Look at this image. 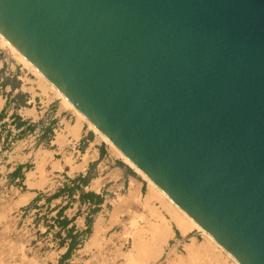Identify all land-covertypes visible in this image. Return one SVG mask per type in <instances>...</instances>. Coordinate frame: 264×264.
Masks as SVG:
<instances>
[{
    "label": "water",
    "instance_id": "obj_1",
    "mask_svg": "<svg viewBox=\"0 0 264 264\" xmlns=\"http://www.w3.org/2000/svg\"><path fill=\"white\" fill-rule=\"evenodd\" d=\"M0 33L242 264H264V0H0Z\"/></svg>",
    "mask_w": 264,
    "mask_h": 264
},
{
    "label": "rangeland",
    "instance_id": "obj_2",
    "mask_svg": "<svg viewBox=\"0 0 264 264\" xmlns=\"http://www.w3.org/2000/svg\"><path fill=\"white\" fill-rule=\"evenodd\" d=\"M6 80L12 85L17 83L21 85L22 92L20 91L15 96L18 97L16 101L19 107L18 112L23 113L27 108L34 106H44L47 112L36 123H31L35 124L34 127L10 135L11 138L2 150H9L12 146L19 150L27 146L25 151L34 148L36 155L33 157L35 162L32 166L34 170H40L50 164L48 153L45 150L47 146L40 147V145L47 143L50 139L64 143L67 138V129L70 128L69 124L75 121L81 124L86 123L61 102L49 86L42 84L36 73L26 66L18 55L8 50L0 40V85ZM6 123H9V120ZM86 126L88 127L87 124ZM71 134L76 136L75 132ZM97 136L103 140L102 137ZM111 149L119 157L114 148L111 147ZM3 174L4 171H1L0 264H56V254L51 251V246L48 244L51 241L43 240L48 235L44 226L52 224L51 221L44 220V216H39L38 213H30V210L34 208L21 207L23 204L21 193L11 190ZM134 174L138 181L143 183L142 191L133 185L129 189L123 188L121 193L111 198V203L104 206L103 211L94 212L91 223L96 221L97 229L95 227V230L98 231L99 237L96 240L93 238L97 232L94 230V234L89 236L90 240L76 252L74 264L121 263L120 260L110 261V259L104 263L101 255L105 252V248L108 246L114 250L115 247V249H120V253L125 254L132 247V239L139 234L150 242L152 240L156 242L155 226L161 223L163 217L169 220L174 234L168 238L162 255L151 264H235L224 252L209 243L203 234L197 231L189 235L181 234L171 219L174 214L173 208L162 198L156 196L151 205H148L144 198L149 192V183L135 172ZM42 222L45 225L38 227V224ZM99 228L102 229L101 232ZM50 232L54 239L58 236L57 232H52V230ZM190 245L197 247L195 252L189 251ZM109 255L108 258L113 256L110 253Z\"/></svg>",
    "mask_w": 264,
    "mask_h": 264
},
{
    "label": "crops",
    "instance_id": "obj_3",
    "mask_svg": "<svg viewBox=\"0 0 264 264\" xmlns=\"http://www.w3.org/2000/svg\"><path fill=\"white\" fill-rule=\"evenodd\" d=\"M7 80L0 85V170L4 171L11 190L21 193V207L34 208L30 213H38L44 220L53 222L49 225L42 222L38 227L45 225L48 235L43 240L51 241L48 244L56 254V264H74L76 252L85 246L95 230L96 221L89 223L88 219L94 217V212L103 211L123 188L133 185L142 191L143 183L98 134L76 121L69 124L64 143L50 139L40 145L47 146L45 150L50 159V164L40 170L32 166L34 148L25 151L27 146L20 150L12 146L10 151H3L10 135L34 127L31 123L47 112L44 106L27 108L31 114L26 110L18 112L15 96L22 92L21 85H12ZM50 230L57 232L59 242L54 241Z\"/></svg>",
    "mask_w": 264,
    "mask_h": 264
},
{
    "label": "bare ground",
    "instance_id": "obj_4",
    "mask_svg": "<svg viewBox=\"0 0 264 264\" xmlns=\"http://www.w3.org/2000/svg\"><path fill=\"white\" fill-rule=\"evenodd\" d=\"M0 40L2 44L6 46L8 50L15 53L19 56V59L30 69H32L39 81L45 83V85L49 86L52 91L56 93L61 102L66 104L69 109L72 110L74 114H76L79 118H81L88 127L93 130L96 134H98L106 144L114 148L119 157L130 166L134 172L140 176L142 179L146 180L149 183V192L144 198V201L149 205H151L153 199L157 196L162 198L168 205L173 208V213L171 216L172 222L175 227L181 232L183 235H189L193 231H197L200 234H203L209 243L217 247L220 251L224 252L228 257H230L235 264H242L238 261L230 252H228L209 232H207L200 224H198L189 214H187L180 206H178L151 178H149L128 156H126L110 139H108L56 86L30 61L28 60L9 40H7L0 33ZM26 112H29V109H26ZM31 114V113H30ZM79 137V136H78ZM167 206V205H166ZM169 209V208H168ZM170 211V210H169ZM161 223L155 226L157 232V241L150 242L147 239L139 237V235L134 239H132L133 244L132 247L128 250L127 253H120V249H110L108 246L105 248V252L101 255L102 261H117L120 260L121 263L118 264H151L155 260H157L163 252L164 245L167 243L168 238L174 234V230L171 228L169 224V220L164 217L161 218ZM100 223V222H98ZM97 225V224H96ZM99 225V224H98ZM97 225V226H98ZM96 227V226H95ZM100 227V225H99ZM97 229V227H96ZM101 229V228H99ZM98 229V230H99ZM97 231V230H95ZM100 232L102 231L99 230ZM94 234V233H93ZM99 233L96 232L93 238L98 239ZM139 237V238H138ZM111 240V239H110ZM156 240V239H154ZM113 243V242H112ZM123 244V243H122ZM112 245V244H111ZM104 247V246H103ZM196 246L190 245L189 251L195 252ZM102 249V248H100ZM104 251V249L102 250ZM110 254L113 256L111 258ZM104 262V263H107ZM108 264V263H107ZM111 264V263H110Z\"/></svg>",
    "mask_w": 264,
    "mask_h": 264
},
{
    "label": "built area",
    "instance_id": "obj_5",
    "mask_svg": "<svg viewBox=\"0 0 264 264\" xmlns=\"http://www.w3.org/2000/svg\"><path fill=\"white\" fill-rule=\"evenodd\" d=\"M53 223V222H52ZM55 241L59 242L61 239L59 236H56V238L54 239Z\"/></svg>",
    "mask_w": 264,
    "mask_h": 264
},
{
    "label": "trees",
    "instance_id": "obj_6",
    "mask_svg": "<svg viewBox=\"0 0 264 264\" xmlns=\"http://www.w3.org/2000/svg\"><path fill=\"white\" fill-rule=\"evenodd\" d=\"M88 222L91 223V218L88 219Z\"/></svg>",
    "mask_w": 264,
    "mask_h": 264
}]
</instances>
